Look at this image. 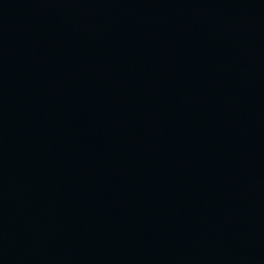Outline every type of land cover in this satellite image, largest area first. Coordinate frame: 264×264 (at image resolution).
I'll list each match as a JSON object with an SVG mask.
<instances>
[{
  "label": "water",
  "instance_id": "water-1",
  "mask_svg": "<svg viewBox=\"0 0 264 264\" xmlns=\"http://www.w3.org/2000/svg\"><path fill=\"white\" fill-rule=\"evenodd\" d=\"M0 264H264V0H0Z\"/></svg>",
  "mask_w": 264,
  "mask_h": 264
}]
</instances>
